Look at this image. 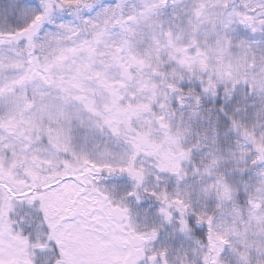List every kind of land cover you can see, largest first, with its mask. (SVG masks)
I'll return each instance as SVG.
<instances>
[{"label":"snow or ice","instance_id":"snow-or-ice-1","mask_svg":"<svg viewBox=\"0 0 264 264\" xmlns=\"http://www.w3.org/2000/svg\"><path fill=\"white\" fill-rule=\"evenodd\" d=\"M221 7L230 5L0 0V264L150 259L143 248L131 246L146 236L132 225L129 205L140 200L135 189L145 179L142 157L155 158L159 172L175 173L187 155L167 103H184L187 89L178 88L177 80L199 78L197 64L200 73L206 71L208 44L218 28L231 26V16L252 32L264 31V19L235 10L225 19ZM239 45L249 47L245 40ZM249 67L246 90L264 96V68L255 62ZM231 76L229 64L216 78ZM201 83L204 92L216 95L212 80ZM200 100L193 97L194 104ZM221 111L225 126L230 123L252 155L264 156V134L248 123L229 122ZM256 119L264 121V111ZM214 163L207 160L205 171ZM256 195L248 201V220L264 224V191ZM193 218L207 225L210 253L213 237L223 246L206 255L205 264L233 256L236 264H248L243 251H229L228 240L212 228V216Z\"/></svg>","mask_w":264,"mask_h":264},{"label":"clouds","instance_id":"clouds-1","mask_svg":"<svg viewBox=\"0 0 264 264\" xmlns=\"http://www.w3.org/2000/svg\"><path fill=\"white\" fill-rule=\"evenodd\" d=\"M221 3L230 5L228 9H219L225 19L233 10L246 12L257 20L264 19V0H221ZM231 19V26L227 30L218 28V35L208 44L206 71L200 73L197 64L199 78L187 74L177 80L178 88L187 89L182 94L183 105L174 98L167 101L169 112L174 113L175 127L183 133L180 145L187 154L180 159L179 171L159 172L155 158L142 157L145 179L135 189L140 200L129 207L132 225L146 236L131 246L144 249V255L150 257L145 264H205L206 255L215 254L223 247L213 237L209 252L205 243L207 225L194 219V214L205 219L212 216V228L225 236L230 252L243 251L248 264H264V224L248 220L249 199L258 198L256 194L264 191V156L252 155V149L236 135L230 123L225 126L221 111V108L227 111L229 122L235 119L248 123L250 128L255 126L258 136L264 134V121L257 123L256 119L257 113L264 111V96L245 87L250 62L264 68V31L252 32L240 25L234 15ZM191 38L189 33L187 39ZM205 39L200 37L201 43ZM240 40L247 41L249 47L241 48ZM229 64L232 76L217 80L218 70ZM201 80L204 84L212 80L216 95L204 92ZM196 95L201 96L198 104L193 103ZM174 153L178 158V150L174 149ZM210 158L215 163L205 171ZM225 184L229 189L227 196ZM153 192L159 193L160 198L153 197ZM175 197L183 203H177ZM161 208L165 211L161 212ZM259 214L264 215V210ZM221 264H236V258L226 257Z\"/></svg>","mask_w":264,"mask_h":264},{"label":"rangeland","instance_id":"rangeland-1","mask_svg":"<svg viewBox=\"0 0 264 264\" xmlns=\"http://www.w3.org/2000/svg\"><path fill=\"white\" fill-rule=\"evenodd\" d=\"M144 206L146 207L147 205L145 204Z\"/></svg>","mask_w":264,"mask_h":264},{"label":"trees","instance_id":"trees-1","mask_svg":"<svg viewBox=\"0 0 264 264\" xmlns=\"http://www.w3.org/2000/svg\"><path fill=\"white\" fill-rule=\"evenodd\" d=\"M223 118V117H222Z\"/></svg>","mask_w":264,"mask_h":264}]
</instances>
